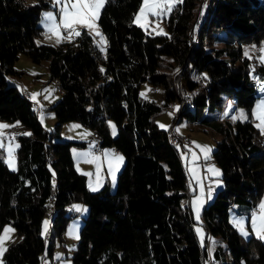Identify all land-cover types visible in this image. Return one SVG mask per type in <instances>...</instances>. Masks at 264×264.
I'll list each match as a JSON object with an SVG mask.
<instances>
[{
	"label": "trees",
	"instance_id": "1",
	"mask_svg": "<svg viewBox=\"0 0 264 264\" xmlns=\"http://www.w3.org/2000/svg\"><path fill=\"white\" fill-rule=\"evenodd\" d=\"M208 2L199 14L200 0H181L163 19L167 35H150L132 22L141 0H106L97 21L107 41L101 52L84 29L54 46L36 44L39 15L51 9L49 0H0V120L18 122L30 133L16 136L15 170L0 153V232L10 224L19 237L7 246L3 264H40L49 238L40 236L44 216L60 238L72 202L86 208L72 264H207L224 254V264H264V243L250 236L242 247L227 222L231 199L251 202L264 188V138L251 117L264 64L241 56L242 45L264 43V0ZM212 41L221 46H208ZM19 54L46 61L49 80L58 87L60 98L48 108L55 119L50 131L9 79L20 73L14 67ZM143 82L161 88L160 103L140 97ZM227 97L247 119L222 122ZM173 108V124L184 118L217 134L210 156L223 189L213 192L200 220L205 236L224 242L223 256L219 248L209 257L205 239L197 240L192 194L171 130L154 123ZM67 121L87 127L100 148L112 146L123 156L112 193L107 183L95 192L86 189L70 154L72 146L86 143L58 141Z\"/></svg>",
	"mask_w": 264,
	"mask_h": 264
},
{
	"label": "rangeland",
	"instance_id": "2",
	"mask_svg": "<svg viewBox=\"0 0 264 264\" xmlns=\"http://www.w3.org/2000/svg\"><path fill=\"white\" fill-rule=\"evenodd\" d=\"M203 1L200 0V13L203 8ZM208 0H205V3ZM26 4H33L36 2V0H24ZM51 4V9H45L40 12L39 15V20H38V26L41 28V33L38 37L35 38V43L39 41V44H48V45H57L56 43V38L51 35V33L47 32L46 24L48 23L45 21V14L46 13H52L54 16L57 17V20L59 19L60 15V10H61V5L57 4L55 0H49ZM143 0H141V3L133 16V24L136 25L137 27L141 28L137 23H135V17L139 13L140 8L142 7ZM168 14V13H167ZM167 14L162 15L160 18L150 16L149 20L150 23L146 26V28H141L145 33L150 34V35H156V31L158 30L156 28V25L159 24V27L164 30L166 33V28L163 22V19L166 18ZM198 14V18H199ZM83 29V28H82ZM88 34L89 30L84 29ZM100 31V30H99ZM65 36H67V33H64ZM92 37V42L93 44L100 49V46L98 45L99 37L95 36L94 34H89ZM51 37V38H47ZM71 39H64L61 42H66ZM208 46L210 47H219L221 46L220 41H212L208 43ZM264 48V43L261 44L258 47V53L255 54L250 50V47L248 45H242L241 47V56L251 59L253 58L255 62H260V55H261V49ZM248 51V56H245V51ZM264 64V63H262ZM47 62L46 61H40L39 63H34L30 61L24 54H19L17 57L16 62L14 63L15 69L19 71L18 76H13L10 77L9 79L11 82L17 86L19 90L25 91L27 94V97L29 101L32 104L33 110L36 113V118L40 125L42 126L43 130L45 131H50L54 125L55 119L53 112L50 111L48 108L51 107L54 103H56L59 98V90L58 87L56 86V83L54 81H50L47 73ZM252 69V65L251 68ZM251 71V70H250ZM250 77L251 79H254L252 73L250 72ZM257 87H256V98L255 101L252 105L251 108V117L253 121L254 127L258 130L259 135L264 138V135L261 134V129L258 128L256 125L259 123L253 116L254 110L257 108V106L264 101V83L257 81ZM149 89L151 91H149ZM23 93V92H22ZM36 95V99H32L33 94ZM141 93H145L146 97H143ZM139 95L140 97L147 99L149 101H154L155 103H160L161 101V88L160 87H155L151 88L147 83L143 82L139 86ZM47 97V99L45 98ZM226 106L224 108L227 109L228 107H231L232 109L227 110V115L231 116H240L241 110L234 111L233 106L234 102L232 97H227L226 98ZM237 109V108H236ZM220 111V110H219ZM224 113V111H223ZM218 114V113H217ZM174 115V108L169 109L165 111L164 113L158 115L157 117L154 118V123L156 126L160 129H167L170 128V125L172 123V118ZM218 118V117H216ZM224 118V115L221 119ZM219 119V118H218ZM243 118H239L238 120H242ZM233 121V120H232ZM111 125H114L112 120H107V125L110 130V134L112 136L115 135L116 129L115 126L114 128ZM0 123L7 124V125H15V127H10L7 129L3 130V135L0 136V153L3 157V160L5 164L7 165L8 169L13 170L12 167L9 166V164L6 162L8 160V148L12 147L13 148V155L15 157V152L17 149V141H16V136L19 134H24L28 133V131L23 128L18 122H9V121H2L0 120ZM75 125H79V127H74ZM160 125H164L165 127H161ZM173 132L177 134L178 136L182 137L186 142H189V144L181 145L177 144V146H174L178 152L179 159L181 161V164L183 166L185 175H186V184L188 187V192L191 193V197L189 198V206L192 212V216L194 219V232L196 235L197 240L199 241L200 244H203V241L205 239L206 241V248L209 257L213 256L212 253L214 252L215 249H222V256L226 252L224 242L217 236H205L204 229L201 226V220H200V214H199V220L196 219V214L193 212V209L191 207V201L197 197V196H202V199L204 200V203L202 207L200 208V212L203 208V206L211 201L213 197V193H211V198H208V195L206 193V186L212 187L213 191H218L223 189V182L221 180V177H216L213 176L211 173L207 171L209 166H215V168L219 169L217 165L210 159H205L203 156V153L201 151V148L198 147L200 146H209L213 150L215 141L218 139L217 134L210 129L207 126L203 125H198L196 123H189L187 120L184 118H181L177 123L173 124ZM178 130V131H177ZM170 131V130H169ZM90 136V130L77 123L74 121H67L63 123L60 127L59 131V138L58 141H81L85 142L86 145L84 147H73V151L76 150V154H74L75 157V170L82 174L86 173V178H85V187L88 191L90 192H95L92 191L90 188V184L93 187H97V190L100 189V187L103 185V183H107L109 187V193H112L114 191L115 187V181H113L112 176L109 173V168H108V160L112 158L114 155L122 156L121 154H116V150L113 149L112 152V146H104L100 148L101 150L99 152H102L103 150V157L102 154L100 156L99 152H95L93 149V144L95 143L96 136L93 135V132L91 131V138L88 139ZM95 137V139H94ZM94 139V140H93ZM71 149V148H70ZM84 153H87L88 155L85 156L83 155ZM194 155L198 157V159H193ZM95 157L94 162L89 163L88 161L93 160ZM123 157V156H122ZM104 158L106 160V169L104 170L102 168V162ZM97 159V160H96ZM105 162V161H104ZM123 162L120 164L119 170L122 167ZM14 168L16 169V158H15V163H14ZM99 168V171H98ZM118 170V171H119ZM194 170V171H193ZM118 171L115 173V177L117 176ZM91 172H93V175L91 176ZM202 176L204 177V180L202 182ZM98 178H99V183H98ZM87 179V180H86ZM116 180V178H115ZM102 181V182H101ZM203 185V195L201 194V187L200 185ZM191 184V187H190ZM96 190V191H97ZM212 191V192H213ZM247 203L245 202H234L231 199L230 207L227 210V222L228 224L235 229L239 237L241 238V246L244 247L245 241L247 238L250 236L258 238L262 243H264V239H261L257 236V234L253 231L252 228V214L253 212H256L257 215H259V205L261 204L262 201H264V188L261 191L260 196L250 202V199L247 198ZM80 206L84 211H76L74 206ZM67 210L71 212L72 217L69 219L67 222L64 231L61 234V237H55L53 235L52 230L50 229V220H49V215L44 216L42 222H41V227H40V236L43 238L45 234L49 233V238L44 239V244H45V249L43 252V256L41 257L40 264H72L71 261V256L72 253L75 249V245L78 241V230L80 228V225L82 223V219L86 215V208L85 206L80 203V202H72L69 205H67ZM48 221L47 225V232L44 231L45 225L44 221ZM235 220H242L243 221V227L244 230L248 233L247 236L242 235L240 230L234 225ZM5 226H10L11 228L14 229V227L10 224H7ZM3 227V229L5 228ZM202 229V233L198 235L197 229ZM3 229L1 230L0 233L3 232ZM11 239L5 242V248L7 246L18 240L17 232L14 229V232L11 234ZM49 245H52L51 253L50 255H47V248ZM225 251V252H224ZM4 254V253H3ZM224 259V261H223ZM228 261V256L224 254L223 258L219 259H214V260H207V264H224L225 262ZM0 264H3V255L0 256Z\"/></svg>",
	"mask_w": 264,
	"mask_h": 264
},
{
	"label": "snow or ice",
	"instance_id": "3",
	"mask_svg": "<svg viewBox=\"0 0 264 264\" xmlns=\"http://www.w3.org/2000/svg\"><path fill=\"white\" fill-rule=\"evenodd\" d=\"M55 2L61 5L59 19L54 16L52 13L45 14V21L48 23L46 24L47 32L51 33L52 36L56 38V43L59 44L64 39H74L75 37H79L81 35L80 29H88L89 34H94L95 36L99 37L98 45L100 46L101 52L105 51V46L107 41L103 34L99 31V27L97 21L99 19L100 12L104 7L106 0H55ZM181 3V0H143L142 7L140 8L139 13L135 17V23H137L141 28H146V26L150 23L149 17H157L160 18L162 15L170 13L174 6ZM158 29L156 31V35H167L162 28L159 27V24L156 25ZM67 33V36L64 33ZM51 38V37H47ZM39 44V41H37ZM261 55L259 57L260 61L264 63V48L261 50ZM245 56H248V51H245ZM103 72L104 69H101ZM149 91H151L149 89ZM37 94L32 95V99H36ZM141 95L145 98L146 94L141 93ZM47 99V97H45ZM179 106H177L178 108ZM228 113L226 112L225 115ZM254 118L259 122L256 126L261 129V134L264 135V101H262L257 108L253 112ZM239 118L247 119L244 116L243 112L240 113V116H232V120L236 121ZM110 126L114 128V125ZM162 128L165 127L164 125H160ZM15 127V125H7L0 123V136L3 135V130ZM74 127H79V125H75ZM178 131V130H177ZM24 135H30V133H24ZM2 146V145H0ZM201 151L205 159H210L212 149L209 146H200ZM83 155L87 156V153ZM193 159H198L194 155ZM95 157L93 160L88 161L89 163L94 162ZM10 167L14 168L15 157L13 155V148H8V160L6 161ZM123 162V157L114 155L112 158L108 160V168L109 173L112 176L113 181H115V173L119 170L120 164ZM99 171V168H98ZM194 171V170H193ZM209 173L213 176L219 177L220 170L215 168V166H209L207 169ZM99 183V178H98ZM191 187V184H190ZM201 194L203 195L204 189L201 183ZM90 188L92 191H96L97 187H93L90 184ZM208 198H211V190L207 193ZM204 200L202 196H197L191 201V207L193 212L196 214V219L199 220L200 208L202 207ZM183 206V205H182ZM76 211H84L80 206H74ZM234 225L240 230L242 235L247 236L248 233L244 230L243 221L242 220H235ZM45 229L44 231L47 232V225L48 221H44ZM252 228L253 231L257 234V236L261 239H264V201L261 202L259 205V215L256 212L252 214ZM14 232V229L10 226H5L3 232L0 233V256L6 251L5 242L11 239V233ZM198 235L202 233V229H197ZM78 238V237H77ZM211 255V253H209Z\"/></svg>",
	"mask_w": 264,
	"mask_h": 264
},
{
	"label": "crops",
	"instance_id": "4",
	"mask_svg": "<svg viewBox=\"0 0 264 264\" xmlns=\"http://www.w3.org/2000/svg\"><path fill=\"white\" fill-rule=\"evenodd\" d=\"M22 92H25V91H23V90H21ZM26 93V92H25ZM27 94V93H26ZM230 110V109H232L231 107H228L227 109H225V110H223L224 111V113H223V115H224V118L222 119V122L223 123H226V124H229V125H233L236 121H242V120H236V121H232L231 120V116L230 115H225V113L227 112V110ZM233 109H234V111H237L238 109H236L234 106H233ZM93 135H94V133H93ZM91 138V131H90V136L88 137V139H90ZM94 139H95V137H94ZM94 145V144H93ZM92 145V146H93ZM73 147H75V146H73ZM93 150V149H92ZM101 150V149H100ZM112 152H113V149H112ZM114 153V152H113ZM116 154H119L117 151L115 152ZM70 154H71V158H72V161H73V165H74V168L76 167V164H75V157H74V154H76V150L75 151H73V148L71 147V149H70ZM99 154H100V156H101V154H102V157H103V150H102V152H99ZM120 155V154H119ZM103 159V162H102V168L104 169V170H107L106 169V167H105V165H106V160L104 159V158H102ZM97 160V159H96ZM105 161V162H104ZM107 166V165H106ZM91 176L93 175V172H91V174H90ZM86 173L84 174V177L86 178ZM87 180V179H86ZM203 180H204V177L202 176V182H203ZM205 181V180H204ZM102 182V181H101ZM213 191V190H212ZM214 192V191H213ZM213 192H211V193H213ZM208 193V192H207ZM204 207V206H203ZM218 248H220V247H218Z\"/></svg>",
	"mask_w": 264,
	"mask_h": 264
},
{
	"label": "built area",
	"instance_id": "5",
	"mask_svg": "<svg viewBox=\"0 0 264 264\" xmlns=\"http://www.w3.org/2000/svg\"><path fill=\"white\" fill-rule=\"evenodd\" d=\"M203 7H204V1H203ZM250 49H253V50L256 51V53H258V47L253 46V47H251ZM23 93L26 94L25 92H23ZM168 130H171V132H172V138L174 139V143H175L176 145H177V144H181V145L189 144V142L183 141V140L179 139L178 136H175L174 133H173V131H172V129H171V127L168 128ZM93 140H94V139H93ZM94 141H95V143H94V145H93V150H94L95 152H99L100 150H99L98 143H97L96 140H94ZM211 188H212V187H210V186H206V193H207L209 190H211Z\"/></svg>",
	"mask_w": 264,
	"mask_h": 264
},
{
	"label": "bare ground",
	"instance_id": "6",
	"mask_svg": "<svg viewBox=\"0 0 264 264\" xmlns=\"http://www.w3.org/2000/svg\"><path fill=\"white\" fill-rule=\"evenodd\" d=\"M209 1V0H208ZM207 1V2H208ZM206 2V3H207ZM209 3V2H208ZM204 6H205V0H204ZM172 131H173V129H172ZM174 133V132H173ZM174 135L175 136H177L175 133H174ZM179 137V136H178ZM179 139H181V140H183V138H181V137H179ZM96 140V139H95ZM169 140H170V142L173 144V145H176L175 143H174V139L172 138V132L170 131L169 132ZM97 143H98V141H97ZM98 146H99V144H98ZM177 146V145H176ZM99 150H100V146H99ZM211 192H212V188H211Z\"/></svg>",
	"mask_w": 264,
	"mask_h": 264
}]
</instances>
